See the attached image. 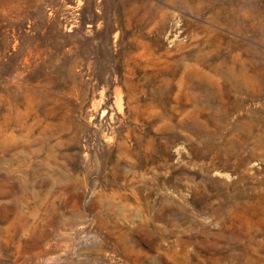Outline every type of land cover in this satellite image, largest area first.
Wrapping results in <instances>:
<instances>
[{
	"label": "rangeland",
	"instance_id": "1",
	"mask_svg": "<svg viewBox=\"0 0 264 264\" xmlns=\"http://www.w3.org/2000/svg\"><path fill=\"white\" fill-rule=\"evenodd\" d=\"M0 264H264V0H0Z\"/></svg>",
	"mask_w": 264,
	"mask_h": 264
}]
</instances>
